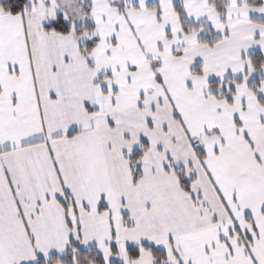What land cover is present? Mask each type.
<instances>
[{"label": "snow or ice", "instance_id": "snow-or-ice-1", "mask_svg": "<svg viewBox=\"0 0 264 264\" xmlns=\"http://www.w3.org/2000/svg\"><path fill=\"white\" fill-rule=\"evenodd\" d=\"M254 15L264 3L0 4V264H264Z\"/></svg>", "mask_w": 264, "mask_h": 264}, {"label": "crops", "instance_id": "crops-1", "mask_svg": "<svg viewBox=\"0 0 264 264\" xmlns=\"http://www.w3.org/2000/svg\"><path fill=\"white\" fill-rule=\"evenodd\" d=\"M252 1H259L261 3H264V0H249V2H252ZM149 2L150 3H156L157 0H149ZM254 19L264 21V16L254 15ZM254 53H261L263 55V58H264V52H261L258 48H254V49H251L249 51V55H252ZM257 74L260 75L262 78H264V73H257ZM260 76H258V77H260Z\"/></svg>", "mask_w": 264, "mask_h": 264}, {"label": "trees", "instance_id": "trees-1", "mask_svg": "<svg viewBox=\"0 0 264 264\" xmlns=\"http://www.w3.org/2000/svg\"><path fill=\"white\" fill-rule=\"evenodd\" d=\"M8 2H9V0H0V4H4L5 6H7ZM252 2L261 3L259 1H252ZM15 10L16 9L13 8V11H15ZM251 56L253 57L254 60H257L258 63L264 62V58H263V55L261 53H254ZM261 78H262L261 76L256 78L254 80V82L258 83Z\"/></svg>", "mask_w": 264, "mask_h": 264}, {"label": "rangeland", "instance_id": "rangeland-1", "mask_svg": "<svg viewBox=\"0 0 264 264\" xmlns=\"http://www.w3.org/2000/svg\"><path fill=\"white\" fill-rule=\"evenodd\" d=\"M257 75H258V74H256L255 77L253 78V81H254L256 78H258V76H260V75H258V76H257Z\"/></svg>", "mask_w": 264, "mask_h": 264}]
</instances>
